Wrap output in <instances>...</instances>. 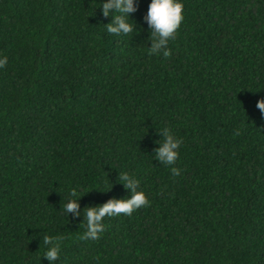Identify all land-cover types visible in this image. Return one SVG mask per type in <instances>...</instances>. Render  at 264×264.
<instances>
[{"label":"trees","instance_id":"trees-1","mask_svg":"<svg viewBox=\"0 0 264 264\" xmlns=\"http://www.w3.org/2000/svg\"><path fill=\"white\" fill-rule=\"evenodd\" d=\"M104 2L0 0V264H52L45 235L64 237L55 264H264V0H181L169 59L148 55L151 0L129 35ZM120 172L151 206L81 240L85 207L130 198Z\"/></svg>","mask_w":264,"mask_h":264},{"label":"clouds","instance_id":"clouds-1","mask_svg":"<svg viewBox=\"0 0 264 264\" xmlns=\"http://www.w3.org/2000/svg\"><path fill=\"white\" fill-rule=\"evenodd\" d=\"M101 8L103 15L108 17L112 13H118L114 16L111 23L104 25L109 34L113 35H129L136 31V23H129L130 14L138 10L135 0H107L102 3ZM184 5L181 0H151L145 20L151 30L148 55L162 56L169 59L172 55L171 49L168 47L169 41L175 40L179 29L184 20ZM8 63L7 57L0 58V69L5 68ZM257 108L264 114V99L258 101ZM158 133L163 139L157 141L160 146L155 149V159L165 166L171 167V174L179 176L181 169L174 165L179 159V148L183 141L174 136L172 131L165 127L159 129ZM237 135L239 132L237 131ZM118 181L122 183L126 189L130 190V198L110 199L106 203L99 206H87L83 210L84 222L80 226H84L86 231L80 237L81 240H98L100 234L104 231L103 220L106 217H116L120 215L131 216L135 211L150 207L151 202L143 191H138L140 186L139 180L134 179L127 172H120ZM112 187L108 190L111 191ZM104 191V192H108ZM71 197H77L78 192L75 188L70 191ZM78 199H70L67 203H62V209L67 215L74 213L75 217L81 216L80 203ZM62 236H43L42 243L47 247L44 254L52 264L59 259L61 251Z\"/></svg>","mask_w":264,"mask_h":264}]
</instances>
